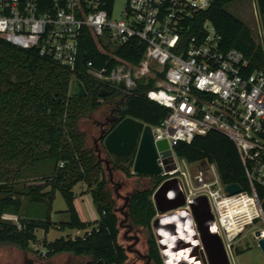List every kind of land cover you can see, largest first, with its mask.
I'll list each match as a JSON object with an SVG mask.
<instances>
[{"label": "built area", "instance_id": "built-area-1", "mask_svg": "<svg viewBox=\"0 0 264 264\" xmlns=\"http://www.w3.org/2000/svg\"><path fill=\"white\" fill-rule=\"evenodd\" d=\"M212 1L126 0L116 19L115 0H0V38L70 69L73 81L84 75L123 93L135 90L155 64L157 77L146 96L168 113L152 130L155 140H167L173 151L159 158L161 176L179 180L184 209L191 210L195 197L208 199L214 217L210 230L220 234L232 258L244 239H264V193L258 190L264 191V15L256 10L263 60L254 66L242 51L224 47L210 20L199 19ZM87 32L101 64L87 60L80 67ZM131 42L145 47L136 65L119 53ZM212 130L234 141L247 189L231 194L214 163L189 162L176 154L178 142Z\"/></svg>", "mask_w": 264, "mask_h": 264}, {"label": "trees", "instance_id": "trees-1", "mask_svg": "<svg viewBox=\"0 0 264 264\" xmlns=\"http://www.w3.org/2000/svg\"><path fill=\"white\" fill-rule=\"evenodd\" d=\"M232 0H213L210 7L199 15L200 20H210L222 36L225 48H236L248 57L254 66L262 64L263 51L254 39L250 27L226 9ZM259 13L264 15V0H256ZM131 42L120 50L123 58L136 65L143 57L144 46ZM101 55L95 40L85 33L82 40L81 57L84 61L96 60L101 64ZM85 96H73L71 85L74 73L41 56L34 48H23L0 38V245L11 243L28 249L38 242L36 231L43 229H88L83 236H62L41 243L45 256L60 252L90 255L88 264H123L127 254L119 242V217L115 212V201L102 176L103 165L96 154L87 147V133L80 127L82 120L110 104V130L126 117H132L151 125L159 124L168 110L149 99L146 91L153 82L140 80L131 93H123L107 84H98L84 75H78ZM107 118V117H106ZM99 125V124H95ZM101 126H99L100 128ZM176 154L189 162L214 163L224 184L240 183L248 188L243 165L234 141L228 136L210 131L196 135L191 142L180 141L175 146ZM121 157V156H119ZM124 162L115 167L130 177L134 156L122 157ZM53 159L54 172L36 180V184L21 181L25 170L39 161ZM156 178V177H155ZM153 187L138 188L129 205L131 220L151 230L157 214ZM83 182L88 185L100 215L96 221H83L74 205V187ZM21 186V188H19ZM95 186V187H93ZM259 193H264L259 188ZM61 192L66 201L70 219L55 222L51 218L56 192ZM47 203L44 219L18 216V222L5 218V213L20 214L23 199ZM155 242L154 236H150ZM152 255L162 264L156 245Z\"/></svg>", "mask_w": 264, "mask_h": 264}, {"label": "rangeland", "instance_id": "rangeland-1", "mask_svg": "<svg viewBox=\"0 0 264 264\" xmlns=\"http://www.w3.org/2000/svg\"><path fill=\"white\" fill-rule=\"evenodd\" d=\"M126 0H115L113 6V17L118 19L122 16L125 8ZM226 9L230 11L232 14L236 15L242 21H244L251 29L252 35L256 42L258 43V18L256 13V5L254 0H232L226 5ZM151 71L147 75L141 77L139 80L143 83H148L150 80L154 82V79L157 77L154 70H157V66L151 63ZM110 104H104V107L95 113L90 114L84 120H82L80 127L83 131L87 133L88 142L87 147L95 153V143L93 142V138L97 137L100 132V123H105L106 117H109V111L111 109ZM99 124L96 125L95 124ZM96 154V153H95ZM114 160L113 164L128 162L122 160V157L112 156ZM43 160V159H42ZM103 165V174L101 177L107 182V188L112 193V196L115 201V208L119 209L123 206L124 200L117 198L115 193V184L108 183L109 181V170H107L106 165ZM55 169V161L53 159H47L43 161H39L34 167L28 168L25 170L24 178L21 181L25 183L36 184L35 181L39 180L41 177L48 176L54 172ZM131 171H133V165L129 167ZM123 172V171H122ZM121 171H115L114 178L116 181H126L128 183L127 187L124 188L121 193L123 195L128 194L136 188L141 187H153L155 181L147 178H134V177H126L125 173ZM85 187L88 189V185L83 182H79L75 185L74 190L78 191L79 187ZM95 187V186H93ZM21 188V186H19ZM24 205L22 207V212L24 215H28L31 217H35L36 219H44L47 214V203L46 201L42 202H32L28 198H24ZM53 211L51 212L52 220L55 222L59 221H68L70 219L69 213L64 214L62 209L67 207L66 201L63 198L61 192L57 191L53 203ZM5 218L16 222L15 217H20V214L8 212L4 214ZM118 216L122 220L124 219V215L118 210ZM39 237L43 236V230L37 231ZM71 236L75 238L77 236H83L76 234L75 231L73 233L67 235L65 232H62L57 229H52L47 236L49 239H55L58 236ZM122 236V233H121ZM144 242V240H142ZM141 247L142 244L140 245ZM44 248L41 242L31 243L28 249H22L15 244L6 243L0 245V264H88L89 261L92 260V256L90 255H77L73 252H63L54 257H47L43 252ZM36 259L30 260V259ZM232 260L234 264H264V253L260 248L257 241H255L252 237L246 238L237 246V250L234 252L232 256ZM127 264V263H126ZM141 264V263H140Z\"/></svg>", "mask_w": 264, "mask_h": 264}, {"label": "flooded vegetation", "instance_id": "flooded-vegetation-1", "mask_svg": "<svg viewBox=\"0 0 264 264\" xmlns=\"http://www.w3.org/2000/svg\"><path fill=\"white\" fill-rule=\"evenodd\" d=\"M112 119V117H107L105 123H100V132L97 137L93 138V142L95 143L96 156L100 155L102 159L101 163L105 164L107 170H109L110 176L108 183L115 184V193L117 198L124 200V204L121 208H114L117 214L118 210H120L124 215V219L121 220L119 218L118 223L120 228L119 242L123 245L127 254V259L123 264H159L152 255V251L155 250L153 243L156 245V248L159 251L162 264H166L163 257L164 253L169 256L170 264H210L206 247L203 245V233L201 230L202 228L207 230L208 220L201 204H196L197 211L200 214L199 220L196 218L192 207L191 210H187L182 208V206L164 212L158 211L156 208L157 214L151 223V230L136 224L131 220L129 213L130 200L133 193L138 188L126 195L121 193V191L127 187L128 183L123 180H115L114 174L115 171H118V169L113 164L114 161H112V156L116 155L106 150L104 142L100 138L104 132L110 131ZM105 160H111L110 164L108 165ZM130 177H147L154 181L158 178L159 180L154 192L158 190L163 184L169 183L168 187L166 188V193L170 197V200L165 201L162 198L160 199V204L164 207L180 203L182 201L183 195H186L179 180L175 178H169L167 176L161 175L146 176L135 173H133V175ZM127 196L130 197L129 200H126ZM125 213L128 214L127 217L125 216ZM156 219L158 220V228H156L154 225ZM151 235L154 236L155 242L151 241ZM207 239L208 237H206V240ZM209 239V241L207 240V251L210 250L212 253L214 262H222L224 255L218 252L214 253L215 249H218L217 242L212 238ZM142 240H144V242H142ZM141 244L143 247L140 246ZM161 245L164 246V249H162ZM236 250L237 248H235L234 252ZM226 254L228 255L230 264H233V260L227 251Z\"/></svg>", "mask_w": 264, "mask_h": 264}, {"label": "water", "instance_id": "water-1", "mask_svg": "<svg viewBox=\"0 0 264 264\" xmlns=\"http://www.w3.org/2000/svg\"><path fill=\"white\" fill-rule=\"evenodd\" d=\"M255 1L256 10H258L257 2ZM85 87L81 80L75 79L71 85V94L73 96H85L86 95ZM116 121V118L112 119V122ZM103 142L106 150L110 153H113L116 156L129 157L134 156L133 161V173L146 175V176H160L164 169L159 163L160 156H170L173 154L172 149L167 140H158L154 138L152 125L144 123L140 120H137L132 117H126L120 122H118L109 132H104L100 137ZM98 157V162H101L102 159L100 155ZM109 165L111 160H105ZM169 169V168H167ZM169 183L163 184L158 190L153 194V199L158 211L164 212L170 209L178 208L185 205L186 197L183 195L182 201L175 205H170L164 207L160 204V199L169 201L170 197L166 193V188ZM225 190L229 193L234 194L242 190V185L240 183H231L225 186ZM130 197L127 196L126 200H129ZM191 207L196 215V218L200 219V214L197 211L196 204H201L204 208V213L207 216L208 224L207 230L202 228V238L203 245L206 247V252L208 255L210 264H230L228 255L226 254L222 238L218 232L210 230V226L214 222L213 213L209 204L208 199L205 196L195 197L190 201ZM127 217L128 214L125 213ZM156 228H158V220L154 222ZM206 237L214 239L218 244V249H215L214 253H222L224 259L222 262H214L212 258V253L210 250L207 251V240ZM260 248L264 253V239H260L258 242ZM162 249L164 246L161 245ZM166 264L169 263V256L164 253L163 255Z\"/></svg>", "mask_w": 264, "mask_h": 264}, {"label": "crops", "instance_id": "crops-1", "mask_svg": "<svg viewBox=\"0 0 264 264\" xmlns=\"http://www.w3.org/2000/svg\"><path fill=\"white\" fill-rule=\"evenodd\" d=\"M87 142H88V137H87ZM112 161H114V160H112ZM74 192L76 193V197L74 199V205L76 207V210H77L80 218L83 221H96L97 219H99L100 215H99L98 210L96 208V205L94 203V200H93V197H92L91 192L87 188L82 187V186L79 187V190L78 191H75L74 190ZM24 202H26V201L25 200L23 201L22 207L24 205ZM53 209H54V207L52 205V211H53ZM66 209H67V207L65 209H62L61 211L62 212H65ZM21 212H22V208H21V211H20V216L21 217H24V218H35V217L28 216V215H24ZM64 214H67V212H65ZM90 229L91 228H88L86 230L85 229H66V230H60V231L65 232L67 235L73 233V231H75L76 234L82 235L86 231H89ZM38 230H43V229H38ZM37 231H36V235H37V238H38V242H41L44 238H46L49 241H52V240H55L56 238H59V237H62L63 236V235H61V236L56 237L55 239H49L47 236L49 235L50 231L46 234L44 232V230H43V236L40 238L39 235H38V233H37ZM61 253H63V252H60V253L55 254L54 257L57 256L58 254H61ZM30 260L36 261V259H33V258L30 259ZM34 264H36V262Z\"/></svg>", "mask_w": 264, "mask_h": 264}, {"label": "bare ground", "instance_id": "bare-ground-1", "mask_svg": "<svg viewBox=\"0 0 264 264\" xmlns=\"http://www.w3.org/2000/svg\"><path fill=\"white\" fill-rule=\"evenodd\" d=\"M170 261V260H169Z\"/></svg>", "mask_w": 264, "mask_h": 264}]
</instances>
